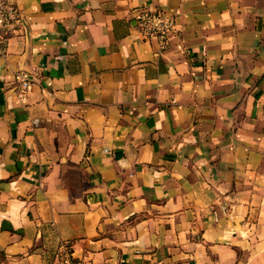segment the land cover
Here are the masks:
<instances>
[{
  "label": "crops",
  "instance_id": "crops-1",
  "mask_svg": "<svg viewBox=\"0 0 264 264\" xmlns=\"http://www.w3.org/2000/svg\"><path fill=\"white\" fill-rule=\"evenodd\" d=\"M16 2L0 264H264V0Z\"/></svg>",
  "mask_w": 264,
  "mask_h": 264
},
{
  "label": "built area",
  "instance_id": "built-area-1",
  "mask_svg": "<svg viewBox=\"0 0 264 264\" xmlns=\"http://www.w3.org/2000/svg\"><path fill=\"white\" fill-rule=\"evenodd\" d=\"M23 26L24 21L16 0H0V57H6L11 38ZM137 27L143 36L157 40L160 48L167 50L170 45V34L175 28V20L160 11H146L142 12L137 18ZM178 49L184 53L188 52L181 46ZM17 80L19 82V98L24 100L32 86L31 78L27 73L21 72L17 75ZM34 123L38 125L39 121ZM63 262L65 264H75L69 257L63 259Z\"/></svg>",
  "mask_w": 264,
  "mask_h": 264
}]
</instances>
